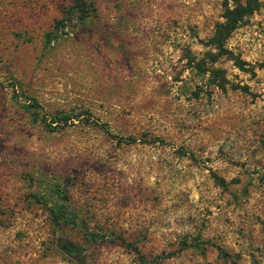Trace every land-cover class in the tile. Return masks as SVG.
Returning a JSON list of instances; mask_svg holds the SVG:
<instances>
[{
	"label": "rangeland",
	"instance_id": "rangeland-1",
	"mask_svg": "<svg viewBox=\"0 0 264 264\" xmlns=\"http://www.w3.org/2000/svg\"><path fill=\"white\" fill-rule=\"evenodd\" d=\"M80 2L0 0V264H264V0Z\"/></svg>",
	"mask_w": 264,
	"mask_h": 264
},
{
	"label": "trees",
	"instance_id": "trees-1",
	"mask_svg": "<svg viewBox=\"0 0 264 264\" xmlns=\"http://www.w3.org/2000/svg\"><path fill=\"white\" fill-rule=\"evenodd\" d=\"M81 0H74L73 6H71V11H80L81 10ZM243 4H239L238 6L232 8V9H226L224 13V22L219 23L216 25V28L213 33L212 37V42L217 49L216 53L212 55L210 58V61L213 62L216 60V58L220 55H224L227 52H222V43L226 36L236 27L237 22L240 20V18L245 15L246 13H249L254 5H255V0H242ZM58 24H62V20L58 22ZM56 27V26H55ZM53 39L51 36L49 39ZM48 39V41H49ZM233 63L241 67L242 63L240 60L237 58H232ZM28 107V106H27ZM52 217L54 220V223H58L59 221L61 223H69L73 224L77 221V216L73 211H70L67 209L63 204H57L55 205V208L52 210ZM90 236H93L92 234H89ZM101 240L103 239H108V240H117L119 241L120 244H124V239L117 237V236H112L111 234H103L102 236L98 237ZM218 252L223 255L224 257H230V254L227 252L223 251L221 248H217Z\"/></svg>",
	"mask_w": 264,
	"mask_h": 264
}]
</instances>
